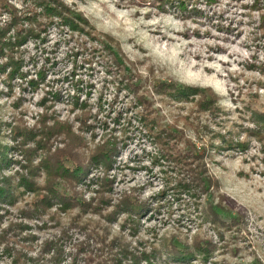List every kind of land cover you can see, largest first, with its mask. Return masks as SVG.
<instances>
[{
	"label": "rangeland",
	"instance_id": "374dc122",
	"mask_svg": "<svg viewBox=\"0 0 264 264\" xmlns=\"http://www.w3.org/2000/svg\"><path fill=\"white\" fill-rule=\"evenodd\" d=\"M61 1L83 15L92 35H77L53 24L42 42L32 40L19 48L25 62L23 77L15 75L11 87L0 78V149H7L0 182L10 180L21 189L13 205L0 203V264H36L45 260L40 255L47 243L71 238L76 244L88 238L72 224L77 210L65 213L54 202L41 217L30 219L24 212L34 208L41 194L26 190L21 180L30 181V172L36 173V184L45 186L49 177L44 162L69 144L59 128L49 143L42 138L45 128L55 123L68 124L75 135L83 137L87 157L97 146L115 143L118 149L109 169L90 165L86 177L75 186L86 202L99 199L107 178L113 205L133 190L143 201L154 198L141 218L139 232L131 234L130 227L124 232L132 248L143 243L141 249L161 250L153 264H184L170 257L164 247L174 239L184 243L185 236L191 244V236L198 232L214 243L207 264H264V145L254 140L246 150H216L210 145L218 132L246 140L247 129L253 127L252 114L264 113V18L260 11L250 10L253 0H189L186 10L179 7L182 0ZM260 2L264 8V0ZM10 4L24 8L19 0ZM7 17L0 15V21ZM114 52L121 68L113 61ZM42 70H47L46 75L39 81L37 73ZM121 72L129 78L127 83L121 84ZM172 85L209 88L217 95L221 112H202L198 99L175 100L160 92L166 86L173 89ZM175 97L186 95L180 91ZM138 105L151 111L166 134L180 138L183 152L188 151L187 142L201 150L213 178L219 181L224 206L232 213L221 217L229 222L241 216L240 229L218 228L192 206V198H186L184 206V199L175 197L176 166L163 157V144L149 138L141 127ZM21 122L36 131L35 140L22 144L21 137L14 138L12 128ZM37 146L36 153L27 157L24 151ZM40 164L39 169L34 167ZM57 187L70 188L64 181ZM218 201L216 196L214 204ZM97 217L87 214L84 220ZM119 219L112 224L115 235L122 232ZM15 225L21 227L15 230ZM71 243L66 246L74 250ZM70 262L67 258L62 264ZM190 264H201V260L197 257Z\"/></svg>",
	"mask_w": 264,
	"mask_h": 264
},
{
	"label": "trees",
	"instance_id": "16d2710c",
	"mask_svg": "<svg viewBox=\"0 0 264 264\" xmlns=\"http://www.w3.org/2000/svg\"><path fill=\"white\" fill-rule=\"evenodd\" d=\"M10 1L14 0H0V15L4 13L8 15L6 21H0V78H3L9 87H11L10 84L15 75L23 77V67L21 66L25 62L23 57H21L23 52L19 48L26 43L32 42V40L35 44L36 42H42L46 39L51 25L66 26L69 30L77 33V35L83 32L82 36L88 37L92 35V28L83 15L70 10L61 0H19L24 5L21 10L16 9L10 4ZM188 1L182 0L179 3L181 10L187 9L186 2ZM214 1L218 2V0ZM260 1L262 0H253L249 8L251 11H260L261 17L264 18V8ZM245 7L247 8V5ZM53 20L57 22H52ZM89 28L91 32L87 31ZM261 30L264 35V21L261 24ZM104 37L113 42L112 38ZM104 45L109 50V45L106 42ZM114 53L113 61L121 68L120 63H117L118 56L116 52ZM46 71L42 70L37 73L39 81L44 80ZM120 74L122 76L121 84L127 83L129 78H127L125 73L121 72ZM79 86L80 84L77 83V89H79ZM133 86H136L133 89L136 94L138 84ZM172 86L173 89L166 86L160 92L169 96V98L173 97L175 100L198 99L202 112L209 111L211 114H219L221 112L219 99L209 88ZM180 91L185 93V98L179 99L175 97ZM192 95L193 97H191ZM138 106L142 109V111L137 113V119L141 127L147 131L146 134H149V138L163 144V157L176 166L178 177L175 180V185L172 186L175 197L177 199L183 198L184 206L187 202L186 198H192V201L190 200L193 204L192 206L200 210L205 220L212 221L218 228L227 230L238 227L240 229L241 216H233L229 219L231 220L229 222L224 221V218L221 217L223 214L231 216L232 213L224 206L225 198L219 192V181L213 178L205 160V155L201 154V150L187 142L185 146L188 151L183 152L180 146L184 143L180 141V138L175 137V135L172 138L169 134H166L165 130L159 128L156 124V117L152 116L151 111L143 105ZM251 124L253 127L247 129L246 140L234 139L232 135L228 138L227 135H222L218 132L213 135V142L210 140V145L216 150H246L250 147L251 140H254L259 145H264V113L254 112ZM54 125L55 127L45 128L43 133H41L42 138H45V141L49 143L50 136L54 135L55 130L59 128L70 140L69 144H67L66 148L49 155L44 162L49 177L45 186L41 187L36 184V173L30 172V177H33L30 181L27 179L21 180L26 190H33L41 194L34 208L24 212L30 219H35V216L41 217L44 212L51 209L52 205L56 203L61 206L60 209L65 213H72L73 210H77L78 213L73 217L74 221L72 224L84 231L88 238L86 242L76 244L70 242L71 238L62 242L47 243L40 255L45 260L42 259L41 262L37 260L36 264H62L67 258L71 260L69 264H153L157 256L161 255V250L157 248L150 252L146 249H141L143 243H140L139 248H132L125 240L124 232L129 227L131 234L139 232L141 218L150 210L151 200L154 198L150 201H143L139 197L138 191L133 190L132 195L124 196L123 199L113 205L112 194L109 191L112 189L110 178L103 182L101 191H99V199L86 202L83 196L75 191V186L86 177L87 169L90 165H103L106 169L111 167L114 162L111 160L112 156L118 150L114 145L115 143L97 146L90 151V155L87 157L83 153V149L86 148L83 137L75 135L68 124L60 126L59 123H55ZM12 133L15 139L17 137L22 138V144L29 140H35L37 135L36 131L28 129L23 124L14 126ZM216 139L219 140L218 145L214 144ZM38 149L39 147L37 146L35 150L24 151V153L29 157V155L32 156L36 153ZM6 152V148L0 149V154H3L0 157V170L6 163V157L4 156ZM40 166L41 164L34 167L39 169ZM32 171L34 172V170ZM60 181H64L70 187H66L69 191H62L57 187ZM19 190H21L20 187L12 185L10 180H4L3 185L0 182V203L5 202L13 205L18 197L17 193ZM216 196H218L219 201L214 204ZM111 204L113 209L108 212V207ZM87 214L99 216L101 220H93L92 218L84 220V216ZM120 216H123L121 221L119 219ZM118 219L122 232H118L115 235L112 232V224ZM20 227L21 225H15V230ZM219 236L221 239L225 238L223 231H220ZM191 239V244L188 242L189 238L187 236L182 238L184 243L176 242L177 239L171 240L169 245L164 247V250L170 257L176 258L184 264H190L197 257L201 260V264H207L213 255L214 243L209 239L203 238L199 232L192 235ZM68 243L75 245L74 250L68 249V246H66ZM231 252L235 254L233 249Z\"/></svg>",
	"mask_w": 264,
	"mask_h": 264
}]
</instances>
